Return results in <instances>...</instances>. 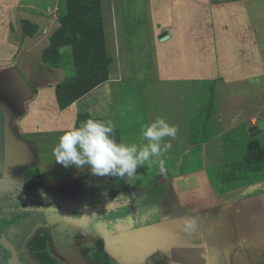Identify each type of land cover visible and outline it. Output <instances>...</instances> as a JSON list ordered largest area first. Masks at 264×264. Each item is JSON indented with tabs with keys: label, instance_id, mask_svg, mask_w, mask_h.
<instances>
[{
	"label": "rangeland",
	"instance_id": "rangeland-1",
	"mask_svg": "<svg viewBox=\"0 0 264 264\" xmlns=\"http://www.w3.org/2000/svg\"><path fill=\"white\" fill-rule=\"evenodd\" d=\"M216 2L220 3L219 7ZM46 3L56 9L58 17L64 0H22V4L30 8L39 9ZM101 3L107 54L114 59L109 65L119 73L131 72L129 80L124 81H136L113 85V90L122 91L125 97L124 101L122 98L114 103L115 108L125 111L131 107L133 117L128 128L115 124V133L119 138L120 134H125V143L139 144V130L144 126L141 124L139 129V114L146 115L147 109L149 117L163 116L160 110H166V104L168 109L164 115L169 116L170 124L180 130L184 116H191V127H194L182 128L184 133H177L176 139L171 138L173 146L166 153L169 158L162 157L166 171L161 172L158 163H146L137 168V175L130 180V196L121 205L131 206L128 220L139 224L147 216L162 215L167 191L171 195L180 194L185 199L177 205L186 204V213L177 207L169 212L175 213V221L181 224L185 219H194L196 227L186 232L182 229L171 231L165 230V223L160 224L162 227L159 225L161 228L153 232L163 244L171 236L177 243L182 242L184 233L192 264H264V155L259 161L254 158L247 161L246 150L251 139H256L264 149V128L248 132L250 127L264 123V113L248 120L244 118L264 108V75L255 76L257 72H253V69H264L259 62L256 67L248 63L247 56L237 61L230 19L235 8L221 0H101ZM223 4L228 7L222 14L220 6ZM261 8L264 9V5ZM224 22L227 30L218 29L217 25ZM55 23L56 26L57 19ZM163 34L168 35L165 41L160 39ZM69 51L65 47L61 54L64 67L72 75ZM239 77L241 80L237 82ZM139 81H153V94H166L165 98L157 101L156 95L141 98L143 93L140 95L139 89H145V85ZM140 104L144 110L139 109ZM198 104L204 112H197ZM2 123L0 114V131ZM149 123L151 121L146 124ZM0 144L1 228L4 221L24 212L20 209L9 212L8 209L24 206L27 204L25 196L32 197V194L24 192L20 179L15 183L2 181V176H9L5 174L1 137ZM168 181L170 187L165 189ZM26 184L30 186V182ZM27 185H24L26 189ZM119 201L113 199L111 207H118ZM161 217L158 220L161 221ZM30 223L21 219L16 226L4 229L5 237L16 241L18 237V255L23 264L32 256L23 241L30 231V227L27 228ZM127 233L130 235L127 238L129 248H135L134 227ZM0 253V264H5L10 253L1 247ZM133 263L136 261L129 262Z\"/></svg>",
	"mask_w": 264,
	"mask_h": 264
},
{
	"label": "crops",
	"instance_id": "crops-1",
	"mask_svg": "<svg viewBox=\"0 0 264 264\" xmlns=\"http://www.w3.org/2000/svg\"><path fill=\"white\" fill-rule=\"evenodd\" d=\"M221 1L228 2L229 6L235 8L231 12L230 19L233 39L237 46V61H243L247 56L248 63L256 67L259 62L264 69V9L261 8L264 0ZM218 5L220 3L216 2V6ZM220 7L223 8V14L228 6L223 4ZM22 20H27L38 27L34 36L23 35ZM58 27L56 9L51 4L46 3L44 7L38 9L23 5L22 0H0V114L3 121V163L5 174L8 173L9 176V178L2 176V181L15 183L20 179L22 188L27 182L33 183L30 185V190L23 188L24 192L32 194V197L28 195V199V196H25L27 204L20 208L8 209L10 212L20 209L30 214V217L26 218L31 222L27 224L30 231L23 241L24 245H28V253L32 256L24 264H44L35 259L31 247L38 237H43L45 242L44 249L37 250V253L45 252L52 259L53 264H96L86 259L81 251L83 248H92L97 240L103 242L104 252L114 264H129L132 261H136V264H192V256L184 233L182 242L177 243L171 236L167 238L168 242L163 244L164 242L159 240L160 238L158 239L155 236L157 234L153 232L161 228L164 223L165 230L174 231L183 228V223L175 221L173 216L175 213L169 212V209L177 207L179 211L186 213V204L177 205L185 199L183 195H171L167 191L163 199L162 215L147 216L143 223L138 224L128 220L127 215H130L132 211L131 206H121L130 196L131 181L129 179L93 176L89 167L65 168L55 162L53 149L59 142L60 136L69 130L70 126L75 127L79 114L87 115L91 119L111 120L119 128H128L129 120L133 119L131 107L125 108V111L115 108L114 103L122 98L124 101L125 97L122 91L116 93L113 85L136 82L124 81L129 80L131 72L128 70L119 73L114 66L109 65L108 81L68 108L60 110L55 99L54 88L72 75L67 72L65 65L60 68H51L45 66L41 60L43 50L48 46L52 33ZM217 27L227 30L225 22L223 25L218 24ZM104 32H106L105 25ZM108 56L110 57L109 53ZM110 58L113 63L114 59ZM255 71L257 72L255 76L264 75V70L253 69V72ZM240 80L241 77L237 79V82ZM146 82L139 81V84L145 85V89H139V94L143 93L141 98H147L149 95L153 98L156 95L155 101L158 98H165L166 94H153V84H151L153 81ZM140 108L144 110L141 104ZM165 108L166 110H159L169 122L167 119L169 116L164 115L168 104ZM198 109V113L204 112V108L199 104ZM146 113V115L139 114V129L142 127L141 124L145 125L155 120L154 116L149 117L147 109ZM261 113H264L263 107L247 114L244 118L248 120ZM187 118L184 116L185 122L182 121L183 126L178 131V135L184 133L181 131L186 127L194 128L191 127L192 117ZM197 123L199 124V121ZM140 130L139 144L142 142ZM125 137V134H120L121 142L125 143ZM176 138L177 136L174 139ZM165 139L171 141V137ZM165 155L166 153L164 157L167 158L168 154ZM24 171H30L29 175L22 176ZM169 179L175 180L172 177ZM165 184L164 188L168 189L169 181ZM115 198L120 200L117 203L119 206L111 207ZM165 216L167 218H164ZM160 217L161 221L158 220ZM13 226H16V223ZM131 227L135 230V235L132 236L136 237L134 238L135 248H129L127 242V238L130 237L127 231ZM118 229L124 230L125 234L112 232ZM158 235L161 236V234ZM17 242L18 237L17 241L12 238L18 262L23 264L18 255L19 243ZM220 258L222 260L221 256Z\"/></svg>",
	"mask_w": 264,
	"mask_h": 264
},
{
	"label": "trees",
	"instance_id": "trees-1",
	"mask_svg": "<svg viewBox=\"0 0 264 264\" xmlns=\"http://www.w3.org/2000/svg\"><path fill=\"white\" fill-rule=\"evenodd\" d=\"M58 22L59 27L52 33L48 46L42 52L41 60L45 66L60 68L63 65L61 49L65 47L70 49L69 56L73 74L54 88L57 106L60 110H64L108 81V67L111 58L107 54L101 0H64ZM21 28L26 37L34 36L38 31V27L27 20L21 21ZM87 119L91 118L79 114L75 127H79ZM115 136L117 142H120L117 133ZM0 137L2 138V127ZM0 150L1 157V144ZM246 150L249 156L247 161L253 158L259 161L262 154L264 155V149L256 139L249 140ZM29 172L24 171L22 176H28ZM24 185L23 188L26 189ZM26 190H30V186L27 185ZM27 217H30V214L25 212L13 215L6 221V226ZM44 242L43 237H38L33 241L31 247L34 257L40 263L53 264L52 259L45 252L37 253V250L44 249ZM81 252L86 259L96 264H114L104 252L101 240L95 241L92 248H83Z\"/></svg>",
	"mask_w": 264,
	"mask_h": 264
},
{
	"label": "clouds",
	"instance_id": "clouds-1",
	"mask_svg": "<svg viewBox=\"0 0 264 264\" xmlns=\"http://www.w3.org/2000/svg\"><path fill=\"white\" fill-rule=\"evenodd\" d=\"M179 128L170 124L165 117L157 116L142 127L141 143L117 142L115 124L109 121L87 119L79 127L70 126L59 138L53 149L55 162L65 168H90L98 177L133 179L137 168L146 163H158L161 172L166 171L165 159L172 144L165 138H175ZM146 141V143H143ZM194 219H185L182 230L195 229Z\"/></svg>",
	"mask_w": 264,
	"mask_h": 264
},
{
	"label": "water",
	"instance_id": "water-1",
	"mask_svg": "<svg viewBox=\"0 0 264 264\" xmlns=\"http://www.w3.org/2000/svg\"><path fill=\"white\" fill-rule=\"evenodd\" d=\"M168 38L167 34H163L160 36L161 41H165ZM258 129L264 128V123H259L257 126H252L248 129V132L251 134L253 132H256ZM0 246L9 251L10 258L7 260L6 264H19L17 259V253L13 246L6 240L4 236V230H0Z\"/></svg>",
	"mask_w": 264,
	"mask_h": 264
},
{
	"label": "flooded vegetation",
	"instance_id": "flooded-vegetation-1",
	"mask_svg": "<svg viewBox=\"0 0 264 264\" xmlns=\"http://www.w3.org/2000/svg\"><path fill=\"white\" fill-rule=\"evenodd\" d=\"M10 212V211H9ZM18 222H19V220H17ZM17 221H15V222H13L10 226H9V228H11L15 223L17 224L18 222ZM5 223H3V225L1 226V228H0V230H4L5 228H6V221H4ZM6 238V240L13 246V243H12V238H7V237H5ZM1 247V246H0ZM2 249H3V247H1Z\"/></svg>",
	"mask_w": 264,
	"mask_h": 264
}]
</instances>
